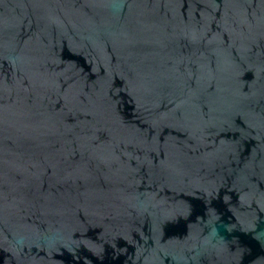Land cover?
I'll use <instances>...</instances> for the list:
<instances>
[{"label":"water","instance_id":"obj_1","mask_svg":"<svg viewBox=\"0 0 264 264\" xmlns=\"http://www.w3.org/2000/svg\"><path fill=\"white\" fill-rule=\"evenodd\" d=\"M0 264H264V0H0Z\"/></svg>","mask_w":264,"mask_h":264}]
</instances>
